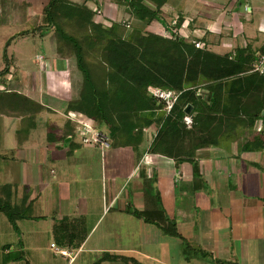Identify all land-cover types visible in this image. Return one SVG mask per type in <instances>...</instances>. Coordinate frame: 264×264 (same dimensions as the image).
<instances>
[{"label": "crops", "instance_id": "obj_1", "mask_svg": "<svg viewBox=\"0 0 264 264\" xmlns=\"http://www.w3.org/2000/svg\"><path fill=\"white\" fill-rule=\"evenodd\" d=\"M162 1L158 19L147 25L124 2L86 6L105 24L125 18L156 35L180 31L217 55L247 49L256 61L264 56V0ZM46 4L6 0L0 8L17 27V19L40 20ZM117 28L121 37L130 29ZM25 37L34 44L35 35ZM37 40L48 49L31 61L37 76L7 57L0 83V202L17 211L11 228L19 232L13 239L4 233L0 264H57V257L64 264H264V111L243 137L257 138L261 148L244 151L240 138L175 162L148 151L156 130L146 128L136 148L112 145L100 131L110 145L101 152L80 142L79 130L90 123L69 110L81 86L75 64L57 56L50 34ZM170 224L180 238L163 232ZM43 236L55 249L52 261L39 254ZM182 240L196 255L185 258Z\"/></svg>", "mask_w": 264, "mask_h": 264}, {"label": "trees", "instance_id": "obj_2", "mask_svg": "<svg viewBox=\"0 0 264 264\" xmlns=\"http://www.w3.org/2000/svg\"><path fill=\"white\" fill-rule=\"evenodd\" d=\"M89 1L92 0L78 4L47 0L40 23L5 42L0 83L8 73L6 50L12 41L28 35L42 39L50 34L58 57L60 43L70 48L68 55L74 58L81 76L78 97L69 110L85 118L94 130L105 131L112 145L136 148L142 142L143 130L153 128L156 134L149 146L151 154L188 162L200 149L234 141L251 132L264 111V61L263 71H254V52L244 49L232 56L217 55L186 43L173 31L168 32L169 37L136 31L131 41L124 40L114 33L113 25L105 29L95 21V12L86 6ZM116 1L124 2L128 13L146 25L158 19L163 4L162 0ZM146 2L152 3L154 9ZM76 28L81 36H77ZM84 46L94 53V63L84 56ZM196 79L208 93L205 100L189 88ZM149 86L179 93L168 115L160 113L162 106L147 96ZM187 105L191 106L190 129L182 122ZM243 139L244 151L255 144L262 146L257 138ZM0 213L15 230L17 211L0 202ZM163 232L180 238L174 224ZM182 248L186 259L198 252L184 240Z\"/></svg>", "mask_w": 264, "mask_h": 264}, {"label": "rangeland", "instance_id": "obj_3", "mask_svg": "<svg viewBox=\"0 0 264 264\" xmlns=\"http://www.w3.org/2000/svg\"><path fill=\"white\" fill-rule=\"evenodd\" d=\"M0 1H6V0H0ZM97 13H99V14H97ZM5 16H6V10L0 8V62H2L3 65H4V60L2 57V53H3V47H4L6 40L8 38H10L11 36L17 34L19 31H22L25 29H30L31 27H35L37 24L40 23V20L38 18L39 16L35 17L33 24L31 23L30 25H22V23L17 19L16 25H18V26L15 27V25L8 24V20L5 19ZM95 16H96V22L100 23V25L103 28L110 29L113 25L114 33H116L118 36L120 34V37H121V33L117 32V29H118L117 27H123L125 30L127 28H130V29H127V31H129V32L122 37L124 40L131 41V39L134 36V34L136 33V31H140L143 34L148 33V32H145L143 30L144 25L136 24L135 22H132L130 20L125 21L124 20L125 18L119 20V22H117V23L112 22L111 25H109V24H105V22L103 21L104 16L98 10L95 11ZM74 30L78 34L77 36H81L78 28H76ZM178 34L184 38L186 43L191 44V41L187 39V35L185 36L184 33H180V31L178 32ZM141 36L145 37V35H141ZM161 36L169 37L167 33H164V34L162 33ZM35 37H36V39L34 41V44H32V40L29 37H25V38L15 40L12 43V45L9 47L8 51L6 52V57H8V58L14 57L15 65H17L18 67L26 66L24 68L28 69L29 72L34 73L37 76V72H39V68H37V66L33 65L31 63V61L37 54H42L44 52L46 55L48 53V49H46V47L44 45L45 40H42V41L37 40L38 35H35ZM79 39L81 41V37H79ZM132 41H134V40H132ZM51 44H52V47H54L55 41H53V42L51 41ZM59 47L61 48V50H60L61 51V57L64 61V64L66 66H69L71 64L72 65L75 64L74 58L72 56L68 55L69 53H71L70 48L63 43H60ZM199 48H201V47L199 46ZM83 50L85 52L84 56L89 57V62L94 63V60L91 57V55H93L94 53L92 54V52L90 50H87L85 46H84ZM7 54H8V56H7ZM259 62H260V59H257L256 63L258 64ZM3 65H2V67H3ZM13 74L16 75L15 73H13ZM190 88L196 92V95L198 93V96L201 99H204V100L207 99L208 93L203 89V86H200V83L198 82L197 79L192 81ZM81 129L79 130V132L82 131ZM79 137H80V135H79ZM0 220H2L4 222L1 225V227H3V229H1L2 231H0V241L1 240H8V238L13 239L14 237H16V235L19 234V232L14 231L11 228V225L6 221L5 217L1 214H0ZM24 224L28 225L29 223H24ZM3 225L4 226L7 225V226H5V228H4ZM33 225H35V224H33ZM38 225H42V224L40 223ZM4 233L8 234L10 237L5 238L3 236ZM39 244H41V249L39 251V254L41 256H43L45 259L52 261L51 259H52V255L55 252V249L50 248V241H48V239L43 236L42 238H39ZM56 262H57V264L61 263L60 257H57ZM61 264H64V263H61ZM75 264H77V263H75Z\"/></svg>", "mask_w": 264, "mask_h": 264}, {"label": "built area", "instance_id": "obj_4", "mask_svg": "<svg viewBox=\"0 0 264 264\" xmlns=\"http://www.w3.org/2000/svg\"><path fill=\"white\" fill-rule=\"evenodd\" d=\"M170 26L172 27L176 26V19H173V21H171ZM173 32L178 33L177 31H173ZM167 34L169 36V33ZM191 44H194L196 48H199L200 46L198 43L195 42H191ZM259 59L260 62L258 64L256 63L253 68L254 71L262 72L264 58L261 57ZM146 94L149 98L155 100L158 104L162 106L161 110L162 112L165 113V115L169 114V112L171 111L173 105L176 103L179 96V93H175L171 90L161 87H154V86H149L146 90ZM182 122L187 129H190L193 125L192 116L190 114L189 115L184 114V117L182 118ZM81 130L82 131L79 132V135H80V142L83 145L95 146L101 152H104L109 148L110 145H109L108 137L103 132L94 130L92 127L89 126H83Z\"/></svg>", "mask_w": 264, "mask_h": 264}, {"label": "water", "instance_id": "obj_5", "mask_svg": "<svg viewBox=\"0 0 264 264\" xmlns=\"http://www.w3.org/2000/svg\"><path fill=\"white\" fill-rule=\"evenodd\" d=\"M190 112H191V106H190V105H187V106L184 108L183 113H184L185 115H189Z\"/></svg>", "mask_w": 264, "mask_h": 264}]
</instances>
